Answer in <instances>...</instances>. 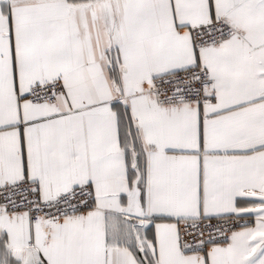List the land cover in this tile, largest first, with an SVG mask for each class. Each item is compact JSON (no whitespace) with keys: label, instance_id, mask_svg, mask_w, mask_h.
<instances>
[{"label":"snow or ice","instance_id":"6c2138e0","mask_svg":"<svg viewBox=\"0 0 264 264\" xmlns=\"http://www.w3.org/2000/svg\"><path fill=\"white\" fill-rule=\"evenodd\" d=\"M0 264H264V0H0Z\"/></svg>","mask_w":264,"mask_h":264}]
</instances>
